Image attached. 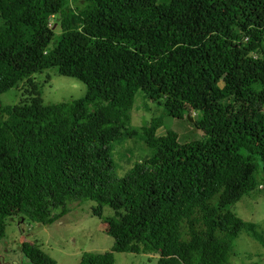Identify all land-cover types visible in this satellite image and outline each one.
<instances>
[{
	"label": "trees",
	"instance_id": "16d2710c",
	"mask_svg": "<svg viewBox=\"0 0 264 264\" xmlns=\"http://www.w3.org/2000/svg\"><path fill=\"white\" fill-rule=\"evenodd\" d=\"M47 69L80 79L85 95L46 103L51 75H33ZM21 82L20 100L4 104ZM138 96L163 107L139 126ZM165 114L203 135L160 134ZM130 140L143 155L122 147ZM115 151L133 159L123 176ZM261 179L264 0H0V239L10 217L46 225L93 200L114 245L79 264H115V251L227 264L242 231L264 244L232 209ZM22 249L56 264L35 244Z\"/></svg>",
	"mask_w": 264,
	"mask_h": 264
},
{
	"label": "rangeland",
	"instance_id": "374dc122",
	"mask_svg": "<svg viewBox=\"0 0 264 264\" xmlns=\"http://www.w3.org/2000/svg\"><path fill=\"white\" fill-rule=\"evenodd\" d=\"M51 75L48 82H42L40 87L42 97L46 103H57L64 100L79 98L85 95L86 85L78 78L60 75L55 69H47L43 73L33 76L40 81L45 75ZM25 83L14 86L1 94L4 104H13L20 100ZM144 98L138 96L133 111V124L139 126L150 121L163 112V107L157 103H148L145 107ZM191 120V119H190ZM175 130L182 142L198 139L203 135L187 118H174L164 115L163 125L159 128L160 134L167 130ZM121 145H119L120 147ZM134 147L135 156H141L146 150L144 145H136L130 140L122 147ZM121 147V148H122ZM124 148V147H123ZM115 174L123 176L133 159H127L124 152L115 151ZM257 191L243 196L232 209L243 219L257 223L260 232L264 235V179ZM96 205L93 200L72 202L70 211L60 219L50 224L31 222L26 218L13 216L8 218L6 234L0 239V264H33L24 254V242L37 245L51 256L56 264H79L84 252H105L111 250L114 239L106 231V224L92 213ZM104 215H110L113 210L105 207ZM115 264H156L158 253L114 252ZM227 264H264V244L255 239L248 232L242 231L233 241V254Z\"/></svg>",
	"mask_w": 264,
	"mask_h": 264
},
{
	"label": "water",
	"instance_id": "95a60500",
	"mask_svg": "<svg viewBox=\"0 0 264 264\" xmlns=\"http://www.w3.org/2000/svg\"><path fill=\"white\" fill-rule=\"evenodd\" d=\"M190 119H191V120H193V118H192V117H191Z\"/></svg>",
	"mask_w": 264,
	"mask_h": 264
}]
</instances>
